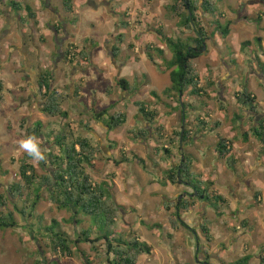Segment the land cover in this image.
<instances>
[{"label": "crops", "instance_id": "obj_1", "mask_svg": "<svg viewBox=\"0 0 264 264\" xmlns=\"http://www.w3.org/2000/svg\"><path fill=\"white\" fill-rule=\"evenodd\" d=\"M118 1L122 0H117L116 2ZM2 2V8L0 6V37L3 39H0V62H3L4 64L0 67V72L4 71L7 61L2 56L4 49H1L3 47L11 50L10 52H12V55L14 50L20 52L27 65L26 67L25 65H19L17 67V65L15 66L14 62H11L9 59L11 62L10 65H14L13 69L18 74V77L10 79L6 72L0 73V82L4 85V91L2 92L3 99L7 100L8 96H15V99L20 100L22 115H27L34 119H26V128L41 124L42 133L45 136L49 134L56 135L65 131V124L69 123L71 125L70 130L75 139L83 138L88 140L91 148L96 150L95 158L91 167L88 169V173L95 184H107L113 189L116 202L118 206L123 209L122 221L124 224H121L120 220L117 223L119 224L117 228L121 229L123 232L127 228L141 229L142 226L140 227L131 222L132 217L135 215L140 217L139 219L141 223L143 221L147 223L143 215L150 217L157 213V219L154 220H158L159 218H163L164 215H167L170 224H168L167 227H163V232L167 233L168 237L173 239L172 245L177 247L179 251L168 246H166V248L169 250L171 256L179 261L180 264H192L191 262L189 263L190 260H193L192 258H194V261H198L197 264H200L207 259V254L210 255L212 260L220 259L224 262L223 264L228 260L226 259L227 257L230 258V256H228L229 254L236 256L237 260L235 263L244 258H251L248 264H254L253 262L257 260H260L259 264H261L260 251L264 245L259 243V239L264 235V190L261 188L259 191L255 190L254 198L256 195L259 196L257 199L258 206V204L254 202V199L251 202L247 201L246 188L241 189L238 187L239 183L243 181L247 174L250 176L249 178L252 182L255 178V185V183L258 182V171L253 173V171L247 169L248 167L246 170L244 168L239 170L237 168L238 162L235 163L236 166L235 169H233V173L235 179L238 181L234 183L233 180V183L236 184V189L232 196L236 205L227 203V200L218 189L211 190L212 192H218L219 195L224 198L226 204L221 205L224 207V210L227 206L231 211L236 212L232 213V215L243 216L245 211L239 210L241 206L246 208V212L247 210L252 211L253 219L249 220V230L246 231V234H244V232L238 233L236 238L232 240L231 244H228L227 250H223V244L221 243L217 246V243L221 239V233L218 231V226H213L212 221L206 220L208 213H211L214 209L206 206V204L201 201L197 202L192 209L180 212L181 220L190 228L194 224V221L188 219L189 215L194 213L198 217L199 224L196 228H199V232L196 233V237H193L187 230H182L180 228L174 229L170 219L176 212L177 202L179 200H185L186 203L184 205L185 207H188V205L192 203V201L189 200L192 190L187 186H174L167 181V178L170 170L178 166L182 161V156H177V146L182 145V143H180L181 139L174 140V137L176 133L182 130L184 131L185 128L191 132V138L188 139L183 148L181 147V152L188 151L189 148L197 150V157L194 159L192 158L193 166L191 173L195 175L200 182H208V179L206 178L210 175L211 170L204 162L209 159V157L211 158L217 155L216 147L219 137L230 141L233 153L232 157H234L235 160L238 158V151L243 149V145L240 144L239 140L241 137L242 140H246L249 134H254L253 129L258 127L261 118H264V112H260L261 103L264 99V96H262L264 89V52H259L258 49L253 53L252 51L254 50V47H256V44L252 46L251 42V46L249 45L245 50L242 49L244 43L242 45H235L233 42V50L236 52L231 56V59L233 60L228 59L225 61L222 59L225 61L223 67L226 70V74L220 76L219 71L212 70V68L210 70L212 75L207 71H199V89H202V93L199 95H193L192 88H190L180 98L176 96H161L166 89L171 87V84L163 91L158 92L153 89L149 81L146 84L141 83V77H144L142 76V73H140L141 70L143 71L152 65V67L159 71L158 66L162 61L156 58L159 54L157 49L165 51L162 42L157 38L154 30L153 33L151 32V34H147L146 32L133 28V25L129 22V27L127 29L123 27L119 31L121 36L125 37V41L121 46L119 57L115 60L111 54L115 40L110 44H107L106 41L102 44V42L97 40L96 37L91 39V37L87 36L89 30L87 28L89 27L88 25L92 22L91 20H95V17H98L97 14L94 15L96 12L95 10H92L90 13L84 12L82 16L77 10H75L74 12H76V15H70L73 18L69 19L60 16V11L54 8L51 3L50 7L54 11L52 13L58 14L59 21H64L62 24V29L65 30L64 32L72 28H75L76 30L75 33L69 35V39L74 45L71 48L76 47L79 52L82 50L83 43L89 41V43L86 44V48L91 58L90 63L82 62L79 58L80 62L77 61V63H74L71 66L72 72L69 74L67 82L63 78L66 73H62V63H58L52 68V70H48L49 56L47 55L48 52L45 39L47 35L53 36L54 33L52 30L55 28L59 29L60 25L58 24L56 27L55 23L51 28V26L48 25L49 23L47 25L45 24L48 15L41 11V0H36L35 3H32L31 0H2ZM113 2L115 1H108L109 8H111V3ZM14 3L23 8L26 6L22 5H31L36 19H30L29 13L26 12L14 13L15 11L11 8V4ZM47 10L49 9L47 8ZM92 15L94 16L90 17ZM151 15L153 17H151ZM151 15H144V18L147 17L150 20L152 18L154 19L155 15ZM114 16L118 18V20L120 19L118 14ZM59 23L61 24V22ZM45 26H48V28L46 29ZM17 28H20L18 30L23 38V48L21 47L22 44L15 46L17 47L15 48L12 45V42L15 40L9 43L7 39L11 34L18 37V34L16 33ZM62 29H60V31ZM128 31H130V35ZM164 32H166V30H164ZM183 32L188 33L186 34L187 36L190 35L188 31L180 30L177 36L181 37ZM25 34L29 36V39L31 40L30 42L27 41ZM109 35L112 36L113 33H110ZM230 35L231 33L228 37H230ZM54 36L56 37L57 35ZM154 36H156V38ZM171 37L179 38L175 36ZM211 41H213V39ZM230 47H232L231 44ZM147 48H151L150 54H148ZM213 48L220 53L217 46H214ZM107 53L110 54L108 55L110 56L109 59H102L103 55H106ZM33 55L38 56L37 60L36 58L35 60H31V56ZM149 55L154 58L155 64L149 60ZM164 55L166 58L167 56L165 53ZM235 58H244L247 60V62L244 63V66L247 65L245 67L241 66L239 60L236 62ZM199 59L195 62H198ZM240 67L243 69L242 75H246L245 79L248 81L249 92L256 98L255 105L257 107V114L260 116L259 118L240 106L237 101L236 96L243 88L241 87V84L238 85L236 79L242 78V76L237 74ZM48 71H52L54 75L52 81L54 90L64 92L68 98V102H70L73 108V111L68 112L69 121L63 120L56 122L55 118L57 117L50 116L44 112L47 101L44 98L45 90L41 92L39 89V81L42 74H45ZM205 73L207 74L205 75ZM121 79L126 80L130 84L129 92L123 91L117 85L116 82ZM137 83H141L140 86H137ZM205 83L207 87L206 89L203 88ZM154 92L157 93L159 97L155 98L151 96ZM218 94L220 96L219 102L216 100ZM205 99H214L219 105L217 106L218 108H213L210 103H202ZM2 101L0 104L3 103ZM139 105L144 108L146 114L149 116L151 114V117H149L150 119H147V117H144V115L139 112ZM3 106L4 105H0V112L4 109ZM7 106L10 108L11 115L14 114V110L17 111L11 103H8ZM229 108L230 111L233 109L235 112H232V117L228 119V122L227 117L230 116ZM62 109L63 111H67L64 106H62ZM105 111L108 113L99 117V115ZM153 114H156L154 119ZM120 115L126 116V124L117 129L109 130L106 126L107 118L110 116L118 117ZM3 116L5 117L4 124L6 125H4V130L1 131L2 133L0 134V150H6V154L11 151L8 156H10L11 159L20 160V155L24 154V158L27 153L24 150L20 151V149H18V145L16 146L14 144V142L16 143L15 137L13 134L11 136L9 134V126L7 125L10 123L8 119L11 116H8L6 111L3 113ZM194 117L197 120V124L192 123ZM215 117H217V120H214ZM224 119L225 124L223 122ZM226 124L230 125L228 132L225 131V126L223 127V125ZM200 125L201 127H199ZM221 130L223 135H221ZM132 133H135L136 137ZM212 137H216L217 140H215L216 146L214 145V152L211 154V149L205 151V146L208 145L206 141ZM52 140L53 137L50 141ZM166 150L170 151L171 154L168 155ZM43 152L46 155L50 153V147L48 144H45ZM188 154L190 155L191 153ZM34 162L36 161H31L32 165L37 168L38 163ZM135 162L144 163L145 167H141L143 170L138 168L137 172L136 168H134L133 172L128 171V167L135 165ZM3 163H8V161L3 160ZM260 163L264 162L260 161L258 164ZM244 167L246 166L244 165ZM239 171H241L242 174L246 173V175L240 177ZM249 171H251V173H249ZM214 177H216V175H214ZM247 180L250 181L249 179ZM217 183L212 187L218 188ZM163 184L166 185L163 186ZM256 187L258 188L260 186L257 185ZM160 200L162 206L158 208ZM227 208L225 210L226 213L222 210V217L230 216L228 215L229 211ZM139 212L142 213L141 216L139 215ZM222 225L227 227L225 223ZM202 226H207L209 237L213 239V243L209 240L207 246L209 248L212 244L213 249L211 250V254L205 251L207 249L204 250L205 245H201L204 244V238L208 237L203 233ZM154 228H156L154 231H150L151 235L161 229L157 226ZM258 228H261L263 233H260ZM119 229L117 232L120 233L121 231H119ZM132 233L133 234L130 235L128 234V236H137L135 231ZM227 234L229 235V233ZM137 237L141 242L149 243L148 239L142 241L139 236ZM184 237L186 239H184L183 242L187 245V252H189L190 255L189 257H185V252L182 249L183 246L178 247L180 243L178 241H181V239L183 240ZM239 238L240 240H238ZM217 240L218 242L216 243ZM244 240L248 244L252 243L254 247L249 250L248 254L242 251H240L239 254H236V245L243 244ZM219 246L222 249L217 250ZM243 246L244 244L242 247ZM229 249L231 252L228 251ZM154 250L155 249H153L152 253ZM228 261L229 264L232 263V260Z\"/></svg>", "mask_w": 264, "mask_h": 264}, {"label": "rangeland", "instance_id": "obj_2", "mask_svg": "<svg viewBox=\"0 0 264 264\" xmlns=\"http://www.w3.org/2000/svg\"><path fill=\"white\" fill-rule=\"evenodd\" d=\"M2 1V0H1ZM93 4L90 0H73L72 6L74 7V11L77 10L81 16L84 14V12L90 13L92 10L96 11L94 15L97 14L98 17H95V20H91L92 22L89 27H87L89 30L87 32V36L91 37H96L97 40H100L102 44L106 41L107 44H110L112 41H114L116 38L121 36V33L119 32L123 28V24H128L127 27H129V22L133 25V28H136L138 30H141L143 32H146L147 34L153 33V30H161L160 27H163L164 30H166L165 33H167L168 36H177L179 33L180 29L177 25L178 21H173L171 20V14L169 10H167V5H169L170 0H122L118 1L114 0L115 2L111 3V8L108 6V1L110 2L111 0H92ZM32 3H35L36 0H31ZM54 6L57 10L60 11V16H64V18H73L70 15L66 14L65 8L63 5V0H41V11L46 13L48 15L46 25L48 24L49 26H52L56 23V27L59 24V31L54 32L53 36L47 35L45 39L46 43V49H47V55L49 56V68L48 70H52L55 65L58 63H62V73H66V75L63 77L67 82H68V77L69 74L72 72L71 66L74 63H77L80 59L77 61H72V64H69V61L65 60V53L67 50H71V47H73V43H71L69 39V35H72L73 33L76 32L75 28L68 29V31L64 32L65 30L62 29V24L64 21H59V16L58 14H53L52 12L50 13V10H47V6L50 5ZM128 7H127V6ZM220 12L224 14V17L221 15H218L216 18L217 20H212L211 22H220L222 26H226L229 29V32L231 33L230 37L225 39V37L219 33L217 34L214 38L213 41H209L208 44V49L207 53L198 60V62H195L196 64V69L198 71H207L212 75L211 73V68L212 70L214 69L215 71H219L220 76H223V74H226V70L224 69L223 63H225L226 60H233L231 59V56H233L236 52L233 50V42L235 45H242L245 42H251V45L254 46L256 44V47H254V50L252 51L253 53L256 52V50L259 49V52H264V0H223V2L220 4ZM22 6H30L31 5H22ZM95 6H99L96 7ZM94 7V8H93ZM16 13V12H14ZM118 14L120 19L116 18L114 15ZM155 15L154 19L152 18L151 20L148 19L147 17L144 18V15ZM76 15V12H74V15ZM94 15L90 16L93 17ZM240 16V17H239ZM151 17H153L151 15ZM63 18V17H61ZM134 18V19H133ZM133 19V20H129ZM129 20V21H128ZM209 17L206 16V27H210L209 25ZM119 21V22H118ZM61 22V24L59 23ZM213 24V23H212ZM166 29H165V27ZM46 29L48 26H45ZM125 27V26H124ZM125 27V29H127ZM60 29H62L60 31ZM86 29V28H85ZM212 29L214 27L212 26ZM112 34L110 36L109 34ZM130 35V31H128ZM155 33V32H154ZM192 33V32H191ZM18 36L16 35L13 36L14 34L9 35L8 42L11 43V41L15 40L12 42V45L19 46L22 44L23 48V38L21 37L20 31L17 32ZM156 34V33H155ZM188 34V33H187ZM54 35H57L56 37ZM26 39L28 42L31 40L29 39V36L26 35ZM4 37V33H3ZM87 37V38H88ZM156 38V36H154ZM157 38L158 35H157ZM2 40L3 38L0 37ZM55 39L58 40V43L55 41ZM226 41H225V40ZM261 41L262 49L259 46V43L256 42V40ZM5 40V39H4ZM3 40V41H4ZM95 40V39H94ZM2 41V42H3ZM62 43V44H60ZM230 44L232 47H230ZM250 45V46H251ZM214 46L218 47V53ZM230 49H227V48ZM238 47V46H237ZM17 48V47H15ZM164 52L166 54V58L171 59L172 58V53L168 50V48L163 45ZM236 48V47H235ZM4 49V50H3ZM238 49V48H237ZM3 50V57L6 59V65L4 68L3 72H6L9 76L10 79H15V77H18V74L16 71L13 69L14 65H10L11 62H14L15 66L17 67L20 66H27L26 63L24 64L25 59L23 58L22 54L18 52L17 50H14L13 55L10 52L11 50L5 49L4 47L1 49ZM217 52V53H216ZM110 54H104L102 59L108 60ZM239 55V54H238ZM8 57V58H7ZM37 60L38 56L33 55L31 56V60ZM156 58L159 60V56L157 55ZM11 62H10V60ZM224 59V60H222ZM239 60L240 65L244 66V63L247 62L244 58H235V61L237 62ZM18 61V62H17ZM60 61V62H59ZM80 62V61H79ZM0 67L3 62H0ZM160 66L165 67L164 62L159 63ZM247 65V64H246ZM245 65V66H246ZM244 66V67H245ZM242 68L238 70L237 74L239 76H242V78H236L238 85L241 84V87H246L248 86V81L246 78V75H242ZM0 72V73H3ZM213 72V71H212ZM142 76L141 77V83L146 84L148 81L151 83L153 89H155L158 92L163 91L166 87H168L171 84V80L169 78V73L167 74H162L159 71H157L152 65L148 67L147 69H144L143 71L141 70ZM145 74V75H144ZM207 73H205L206 75ZM211 77V76H210ZM209 78V77H208ZM222 79V78H221ZM56 81V80H55ZM117 83V82H116ZM141 83H137V86H140ZM111 84V83H109ZM261 87V86H260ZM203 88L206 89V83L203 85ZM262 89V87H261ZM163 96V95H161ZM264 96V89H263V95ZM216 100L219 102L220 96L219 94L216 97ZM11 103L12 106H14L16 110H14V114L11 115L10 108H8V103ZM3 103L0 104L1 106L4 105V111L0 112V134L2 133L1 131L4 130V124L5 123V117L3 116V113L5 111L8 113V116H11L8 121L10 122L7 126H9V131H10V136L13 134V136L16 139V143L14 144L17 146L20 151H23V149L20 148V143L22 140L26 139L25 135V128H23V122L26 121V119L31 118L28 117L27 115L23 116L22 115V110L20 109L21 107V102L19 99H15V96H8L7 100L2 101ZM202 103H210L211 106L215 109H217L219 106L216 101L205 99ZM64 108L67 110L66 112L73 111L72 106L70 102L66 99L64 104ZM20 109V110H18ZM239 109V108H238ZM230 111V108H229ZM232 112L234 113L235 111L232 109L230 111V116L227 117V121L229 122L228 119L232 117ZM244 112V111H243ZM260 112H264V99L262 100L261 103V109ZM212 113V112H211ZM73 114V113H72ZM55 118L56 122L63 121L60 116H56ZM25 118V119H24ZM201 118V117H200ZM33 119V118H31ZM206 119H211V118H206ZM34 120V119H33ZM31 120V121H33ZM214 120H217V117L214 118ZM225 124V119L223 120ZM192 123L197 124V120L194 117L192 120ZM227 123V122H226ZM229 124V123H228ZM223 125L225 126V131L228 132L230 125ZM201 127V125L199 126ZM221 135H223V132L221 130ZM2 136V135H1ZM250 139V140H249ZM216 137H212L208 139L207 146H205V151H208L211 149L212 152H214L213 148L216 146L215 142ZM240 144H242V150L238 151V158L236 159V162H238L237 168L240 169H250L251 171L256 172L258 171V184L256 182L255 178L254 181L252 182L250 180V176L246 173L242 174L241 171H239V176L245 178L243 179L242 182L239 183V188L247 190L246 197L247 201L251 202L254 199V202H257L258 198H254V193L256 192L255 190H264V163L258 164L260 161L264 162V152H263V145L260 143L258 138H256L253 134H249L247 141L239 140ZM18 143V144H17ZM203 145V144H202ZM205 145V144H204ZM215 145V146H214ZM180 146V145H179ZM177 146V156H182L183 154L185 157L187 156L189 159L192 160V158L197 157V150L193 149H188V151H182L181 152V146L179 148ZM11 153L9 151L6 154V150H0V196H7V192L9 190V187L12 186L13 184L17 182H21V177H20V160H23V155H20V160L16 159H11L8 154ZM188 153H191L190 155ZM194 154V155H193ZM3 160H7L8 163H3ZM204 162V161H203ZM34 163H38L37 166V174L42 175L44 174V171L40 169L39 161H36ZM207 167L211 170L210 175L206 179H208V182L205 183L203 186L205 189H218L223 197L227 200V203H231L233 205L235 204L234 198H233V193L234 190L236 189V184L238 180L235 179L234 171L235 166L231 168L227 162V160H221L218 156V154L214 157H209L204 162ZM244 165L246 167H244ZM144 166V163L140 162H135V165H131L128 167V171L133 172L134 168L136 170ZM145 167V166H144ZM143 170V168H141ZM249 171V173H251ZM138 172V170H137ZM216 175V177H214ZM244 175V176H243ZM249 179L250 181H248ZM213 180V181H211ZM234 180V183H233ZM218 182V183H217ZM212 183V184H211ZM217 183L218 188H213L212 186ZM212 186H211V185ZM260 187H256L257 185ZM261 188V189H260ZM261 193V192H260ZM263 194V192H262ZM162 206V202L160 200L158 208ZM259 206V204H258ZM25 203L20 202L17 204V206L11 204L7 199H5V206L3 210H6L7 212H13L16 222H17V228L14 229H9L6 231H0V264H84L83 261L78 258H61L58 254H56L54 251L49 249L48 246V240L46 235V230L45 228H48L49 226L52 225L53 221H57L61 225V230L62 232H66L71 236V238H74V232L72 229V225L67 223V221L71 218L70 214L67 212H60L55 208L53 205L50 204L48 195L44 194V200L38 205H36V208L33 212H31V216L28 215V217L25 219L22 217L19 213H17V209L19 210H24ZM227 208V206H226ZM225 208V210H226ZM157 209V208H156ZM229 213L227 217H217L216 211L212 210L211 213H208V217L206 220L212 221L213 226H218V231L221 233V239L216 241L217 246L221 243L223 244V250H227L228 244L230 245L232 240L236 238L238 233H243L246 234L247 230H249L248 224L249 220L253 219L252 211L247 210L244 206H241L239 210L245 211V214L243 216H234L232 213H236L230 210V208H227ZM222 210H224V207H222ZM226 213V211H225ZM165 214V213H164ZM139 215L141 216L142 213L139 212ZM232 215V216H231ZM43 216L44 221L39 220V218ZM158 216L157 213L155 215H151L148 217L147 215H143L144 219H146L147 223L143 221L141 223L140 217L139 216H133L132 217V223L137 224L141 227V229H132V228H127L125 231H121V229L117 228L119 224H116L112 226L114 230L116 229V232L121 231L124 235V237H128V234H133L132 232L135 231L136 235L139 236L142 241L148 239L149 245L154 250V252L151 255L143 256L139 260V264H180L179 261L174 259L171 254L169 253V250H167L166 246L172 247L176 251H179L177 247H174L172 245L173 239L169 238L167 233L163 232L164 226L167 227L169 223L168 221V216L164 215L163 218H159L158 220L156 217ZM29 221H28V220ZM189 220L194 221V224L191 226L193 230H188L192 236L196 237V233L199 232V228H196V226L199 224V219L196 216V214L191 213L188 217ZM121 224H124L122 221V216L120 217ZM179 221V220H178ZM28 222V223H26ZM180 222V221H179ZM179 222L177 223L179 225ZM226 224L225 227L222 224ZM90 225L92 227H95L96 225L94 222L91 220ZM155 226L160 227L161 229L156 231L153 235L150 234V231H154L156 228ZM182 230H185L184 228H181ZM260 233H263L261 228H258ZM195 230V232H194ZM101 231H106V229H102ZM119 233V232H117ZM229 233V235L227 234ZM242 238V237H241ZM186 239L185 237L183 240L181 239L178 247L183 246L182 249L185 252V257H189V252H187V245L184 241ZM230 239V240H229ZM240 240V238L238 239ZM204 244L205 245L204 250L206 252H209V254L212 253V244L211 246H208L209 240L205 237L204 238ZM250 242V241H249ZM211 243H213V239H211ZM240 243V242H238ZM259 243L264 245V235L261 239H259ZM244 246L242 247V245ZM243 244H237L236 245V254H239L240 251L248 254L249 250L254 247L252 243H247L245 240L243 241ZM97 246L100 248V253L99 255L93 253L91 251V247L89 245H83L82 249L87 252V254L90 256L92 264H109L107 261L106 257V247L104 246V243H99ZM222 249L220 246L217 250ZM263 250L260 251L261 255H263ZM228 251L231 252L229 249ZM41 253V255H40ZM226 259L232 260L231 264H235L236 262V256H232V254H229ZM207 259L205 260L206 262L212 260V258L209 256L206 257ZM191 259V258H190ZM190 260L189 263L191 262L192 264H197L198 261ZM228 260H226L225 264H229ZM203 261V262H205ZM223 262V261H222ZM211 263V262H210ZM224 263V262H223ZM254 264H259L260 260L254 261ZM201 264V263H200ZM214 264H221V263H214Z\"/></svg>", "mask_w": 264, "mask_h": 264}, {"label": "trees", "instance_id": "obj_3", "mask_svg": "<svg viewBox=\"0 0 264 264\" xmlns=\"http://www.w3.org/2000/svg\"><path fill=\"white\" fill-rule=\"evenodd\" d=\"M222 2L223 0H170L169 5H167V10L171 14V20L178 21V27L188 31L190 35L187 36V33L183 32L180 38H173L164 32L163 27H160L161 30L155 31L162 44L173 55L172 59L168 60L165 58V52L157 49L158 56L165 65V67L157 65L159 71L163 74L169 73L171 80V87L162 93L163 96H176L180 98L190 88H192L193 95L202 93V89H199L200 77L199 71L196 69L195 61L207 53V43L217 34L221 33L225 38L230 34L229 29L226 26H222L220 22H211L212 20H217L218 15L224 17V14L219 10ZM72 3L73 0H63L65 12L68 15L74 14ZM2 4L3 2L0 0L1 8ZM11 8L16 12L29 13L30 19H36L33 9L30 6L23 8L14 3L11 4ZM206 16L209 17V28L205 24ZM124 26L127 27L128 24H123ZM212 26L214 29H212ZM56 31L58 32L59 29L56 28ZM124 41V36H119L115 39L111 53L113 59L116 60L119 57L120 49ZM256 42L259 43L262 49L261 41L258 39ZM88 43L89 41L84 42L82 50L79 52L76 47L64 52L65 60L69 61V64H72V61H77L80 58L82 62L90 63L91 58L86 48V44ZM249 45L250 42L244 43L242 49L245 50ZM150 50L151 48H147L148 54H150ZM149 60L155 64L154 58L151 55H149ZM53 78V72L48 71L42 74L39 81V89L41 92L45 90L44 98L47 101L44 112L50 116H60L62 120L69 121V113L62 109L65 100H68V98L64 92L54 90ZM117 85L123 91L129 92L130 84L126 80H118ZM3 91L4 85L0 82V102L3 100ZM151 96L155 98L159 97L155 92ZM236 97L240 106L250 113L257 115L256 98L249 92L248 86H244ZM139 112L144 117H147V119H150L151 114L150 116L146 114L144 108L140 105ZM107 113L105 111L99 117ZM155 117L156 114H153V119ZM106 122L109 130H114L126 124L127 118L125 115L118 117L110 116ZM22 125L25 128L27 123L24 121ZM70 129L71 125L66 123L65 131L56 135L49 134L47 136L42 133L41 124H36L33 127L25 129L26 138L32 135L36 136L40 141L42 151L45 149V144H48L50 153L45 154L47 156L46 161H40L39 167L44 171L42 175L37 174V168L31 163L33 159L28 155H25L23 160H20L21 182L10 186L7 196H0V231L17 228L14 213L3 210L5 199L11 202V204L14 203L15 206L20 202L25 203L26 208L24 210L17 209L16 212L26 219L28 215L31 216V212L35 210L36 205L44 200V194H47L51 205L60 212L65 211L70 214L71 218L67 223L72 225L74 232V238H71L68 233L62 232L59 222L53 221L51 226L45 228V236L49 241L47 247L49 249L61 258L73 259L78 257L84 264H92V258L82 249V246L89 245L91 251L99 255L100 248L97 244L104 243L106 247L105 254L109 264H139L140 258L143 255H151L153 248L147 243L141 242L137 236L124 237L122 233H117L116 229L114 230L112 228V226L120 221L123 209L118 206L113 189L107 184H95L88 173V169L91 167L95 158L96 150L91 148L88 140L83 138L75 139ZM253 132V135L263 145L264 152L263 117L258 123V127L253 129ZM132 134L136 137L135 133ZM52 137L53 140L50 141ZM190 138L191 132L185 128L184 131L182 130L176 133L174 140L181 139L180 143H182L181 147L183 148ZM166 153L168 155L171 154L167 150ZM216 153L221 160H227L231 168L237 163L235 158L232 157L233 153L230 141L224 138L219 137ZM192 166L193 161L183 154L180 164L172 168L168 173L167 181L170 184L174 186H187L192 190V194L189 196V200L192 203L188 207L184 205L186 203L185 200H179L177 202L176 212L170 219L174 229L184 228L187 231L193 230L181 220L180 212L192 209L197 202L201 201L206 206L214 209L217 217L222 216L221 205L226 204L224 198L218 192H212L204 188L203 185L205 183L200 182L191 173ZM165 185L163 184V186ZM258 197L256 195V198ZM40 219V223L44 221L43 216ZM91 220L96 225L95 227L90 225ZM178 222L179 225L177 224ZM101 228L106 229V231H101ZM202 231L208 236L207 239L211 240L207 226H202ZM262 253L261 264H264V250ZM207 256L209 255L207 254ZM250 260L251 258H244L235 264H248ZM216 262L223 264L220 259L210 260L207 264H214Z\"/></svg>", "mask_w": 264, "mask_h": 264}, {"label": "clouds", "instance_id": "obj_4", "mask_svg": "<svg viewBox=\"0 0 264 264\" xmlns=\"http://www.w3.org/2000/svg\"><path fill=\"white\" fill-rule=\"evenodd\" d=\"M20 148L23 149L34 161L47 160V156L40 147L39 139L34 135L28 136L26 139L22 140L20 143Z\"/></svg>", "mask_w": 264, "mask_h": 264}, {"label": "flooded vegetation", "instance_id": "obj_5", "mask_svg": "<svg viewBox=\"0 0 264 264\" xmlns=\"http://www.w3.org/2000/svg\"><path fill=\"white\" fill-rule=\"evenodd\" d=\"M90 1H91L92 4H93V1H92V0H90ZM96 7H99V6H95V8H96ZM47 8H48L51 12H54L53 9H51L50 5H48ZM15 12H16V11H15ZM18 29H20V28H17L16 33L19 31ZM52 32H53V33L56 32V28H55L54 30H52ZM18 37H19V36H18ZM55 41L58 43V40H57V39H55ZM60 44H62V43H60ZM24 63H25V62H24ZM256 117L259 118L260 116L257 114ZM209 261H210V260H209ZM207 263H208V261H207V262H206V261H205V262H201V264H207Z\"/></svg>", "mask_w": 264, "mask_h": 264}]
</instances>
